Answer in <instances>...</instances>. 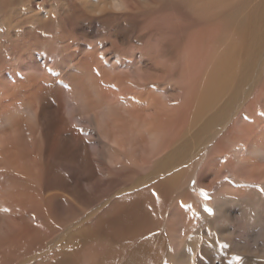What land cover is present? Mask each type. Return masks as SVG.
Returning <instances> with one entry per match:
<instances>
[{
	"label": "rangeland",
	"instance_id": "1",
	"mask_svg": "<svg viewBox=\"0 0 264 264\" xmlns=\"http://www.w3.org/2000/svg\"><path fill=\"white\" fill-rule=\"evenodd\" d=\"M240 1L212 9L201 0H0V154L12 160L6 166L0 158V264H124L143 246L158 264H176L158 258L163 250L196 255L191 264L236 263L231 243L206 218L216 216L215 199H228L230 229L241 187L251 196L250 181L232 174L237 170L226 161L227 155L237 162L238 119H251L241 110L250 97L211 134H199L180 165L157 175L129 148L111 161L116 149L109 128L124 116L131 123L110 97L118 93L123 104L132 96L123 91L132 88L142 93L135 105L153 111L144 122L150 112L175 124L185 115L161 131L159 144L184 131L191 138L197 126L184 125L221 48L219 15ZM256 72L264 77V47ZM259 85L254 97L261 95ZM255 101L251 106L263 109ZM59 158L75 161L73 169L60 166ZM169 175L176 182L166 183ZM188 237L194 244L185 248L180 241Z\"/></svg>",
	"mask_w": 264,
	"mask_h": 264
},
{
	"label": "bare ground",
	"instance_id": "2",
	"mask_svg": "<svg viewBox=\"0 0 264 264\" xmlns=\"http://www.w3.org/2000/svg\"><path fill=\"white\" fill-rule=\"evenodd\" d=\"M190 1L192 3H195V4L199 3V0H190ZM201 1L202 2L204 1L203 3H205V4L207 3L208 6L213 5L211 8L214 9V5H220V3L224 4L227 0H216L215 3L213 2V0H201ZM198 5H200V4H198ZM201 5H203V4H201ZM219 17L221 20L220 26L225 31L224 33H221L223 35V37H221L222 35L220 36V38H221L220 39L221 40L220 47L221 48L219 50V53L217 52L218 54L215 58L216 61H214V64H212L210 72L207 76L208 82L206 84V87L204 90L200 91V95L197 96V98H198L197 104L194 107H192L193 113L191 114V118L190 117L186 118V120L187 119L188 120H187V123H185V125H184V127L197 126L193 136H191V138H189V135L186 136L187 133L184 131L186 133V135H184L183 134L184 132H182L173 141H171V139H168L166 141H162V143L159 144L158 135L161 134V131H163V130L166 131L167 127L169 128L171 126H174L176 124L181 123L182 119H184L185 115L182 116V119L180 117L179 121H175V122H177L176 124L173 122L168 123V122H170L168 120H163V119H165V118H163L164 116L162 117L163 119L160 118L161 116L159 117L161 120L157 119L158 117L155 118L154 116H151V114L153 115V113H151L153 111H151L150 109L138 107L137 105H135V98H137L136 96L139 97L142 95V93H139V92L137 93V92H135L136 90H134L132 88L128 89L126 91L122 90L123 92H125L126 95L130 93L132 96L128 95V97H126L124 103L122 102L123 104H119L118 103L119 100L117 99L118 93H113L112 96L110 97V102L112 104L117 105L118 109L122 110L132 120H131V123L128 121L127 122L128 124L125 125L124 123H125L127 117L124 116L120 119L121 120L120 123L122 122L121 125H119V123L114 124V123H116L115 122L116 120H115L114 123L112 124V127L109 128L110 138H111L112 142L114 143V148L116 149V153L113 155V158L111 159V161H113L115 159H119L124 154L126 156L127 148H129L130 150H133L135 153L140 154L141 157L142 156L144 157L143 161H142V165H144L143 168H146L147 170H149L148 174H150V175L156 174L157 175V174H160L162 172L164 173V171L166 172L170 168L177 167L178 165H180V163H182L181 161L186 159L187 153L189 152V151L188 152H186V151L190 148V146L194 147V145L196 143H199L198 141L200 140V138H199V140H197L198 139L197 137H199L198 136L199 134H201V133L211 134L212 129L216 128L217 125H219L221 123L222 119L228 115L229 111L231 109H233L237 103L240 104L238 107V109H240L244 105L245 99L247 97H250L249 100L251 102H249L247 105H245V109L242 108L241 110L247 111L251 115V119L248 120V122H246L245 120H243L241 118L238 119L240 121V129L238 131L239 132L238 138L234 142L235 147H236V151H237V154L234 155V158H237V162L236 161L234 162L232 159L229 160L227 155H226V158H227L226 161L229 162L230 164L232 163V165L237 170V171H235V173L232 172V174H234L237 177L242 176V177H244L250 181L251 186H252L250 188L252 190L251 196L247 197L245 195L246 188H244L242 186L241 189L239 190V200L240 201H238V203H233L234 204V212H235V215L237 216L236 222H235L234 226H232L233 228L231 227L230 229H228L227 228V226H228L227 222L224 220V218H226L228 221V219L232 215L226 206L227 203L229 202L228 199H223L222 201H218V200L216 201V199H215L216 216L213 219H209V218H206V219L209 222H211L212 225H216L217 226L216 228H219V230H220L219 234L224 235V237L228 239V241L224 240V242L226 241V242L231 243V248L233 251H236L237 257H238L235 264H264V107H263V109H258L256 105H254V107L251 106V103L255 100H256L255 104L256 103H260V104L264 103V92H263L264 80L262 79L263 76L262 75H256V74H258V72H256V70H257V67L259 64L260 54H261L262 49L264 47V0H241L237 4L232 5V7H230L229 9H226L222 14L220 13ZM217 41H219V38L217 39ZM257 84H260L258 86V88L261 92V95L258 97H254L252 95V90L254 87H256ZM123 88H125V87H123ZM223 94H227V98H226V100H224L225 102L222 103L223 105L218 107V104H215V102L217 101V98ZM250 94L252 96H249ZM150 106H151V103L148 102L146 107H150ZM145 110L147 111V113L145 112ZM148 110L151 111V112L149 111L150 112L149 113L150 118L148 119V121L144 122L143 121L144 119L142 118V116L148 114ZM239 111H237V112H239ZM206 113H209V115L204 117L206 115ZM43 117H44V115L42 116V120H44ZM151 117L152 118L154 117L155 119H152ZM118 119H119V117H118ZM166 121H168V122H166ZM170 132H174V130L171 129ZM47 140L48 139L46 137V143H47L46 147H48V141ZM76 140H77V138H76ZM47 151H49V150H47ZM84 153H85V150H84ZM69 155H70V153H69ZM48 156H49V152L46 153V159ZM85 157H86V160H83L84 163H82V164H83V166L88 167L91 162H90V160H87V158H88L87 155H85ZM0 158L2 160H4V162L2 160H0V163L3 162L6 166L11 165L10 162L12 160H9L8 156H4V155L0 154ZM81 162L82 161H80V164H81ZM52 163H53V161H52ZM58 163L64 169L69 171V170L73 169L75 161L73 162L69 158H64V159L61 158ZM225 163H224V165H225ZM44 166H46V165H44ZM2 167H3V165H2ZM215 167L216 166H214V168ZM84 169H86V168H84ZM78 171L80 172V170H78ZM92 171H93V169H92ZM167 172H169V170ZM53 175H51V176L49 175L51 179H53ZM90 176H92V175H90ZM171 176H172L171 179H168V180L166 179L167 180L166 183L176 182V180H177L176 176L175 175H171ZM171 176L169 175V177H171ZM155 180L156 179H153L154 182H155ZM202 180L204 181V178H202ZM60 181H61V179H60ZM62 181L64 182V179ZM114 182L115 181H111V184L114 185ZM156 183L160 184V180H158ZM180 183H181V181H180ZM182 183L184 184L185 182H182ZM177 184L178 183H176V185ZM109 185H110V183H109ZM135 185H137V184H135ZM63 186H64V184H63ZM91 186H92V184H91ZM151 187H152V185H151ZM100 191H99V193H100ZM149 191H151V190H149ZM94 194H96V193H94ZM84 195H85V192H84ZM85 198H87V197H85ZM141 199H143V198H141ZM8 200H10V199H8ZM84 201H86V199ZM90 202H92V201H90ZM125 208H127V207H125ZM137 210H138L137 204H134L130 209L131 212L132 211L137 212ZM141 213L144 214L143 212H141ZM139 219L140 218L136 217L137 221H139ZM148 219H150V218H148ZM142 220L143 219L141 218V222H142ZM144 220H145V218H144ZM89 221H90V219H89ZM95 221H96V218H95ZM95 224H94V226H95ZM186 224L189 225V222L187 221ZM150 225H152V224H150ZM105 226H107V225H105ZM109 228H111V225ZM117 229H119V228H117ZM93 230H94V232L96 231L95 229H93ZM104 230H106V229H104ZM125 232H127V231H125ZM182 239L183 238H181V240ZM184 239H183V241H180L181 242L180 244H182V243H183V245L185 244V248L189 247L191 244H194L193 243V237H188L185 240ZM195 242H196V240H195ZM185 248H183V249H185ZM145 251H146L145 246H143L142 248L140 247L137 250L131 251L129 253V255L127 256V259H126L124 264H148V263L158 264V259L157 258L155 259L154 257L150 259V257L147 255V252H145ZM157 251H159V250H157ZM165 255H166V257L170 258L171 261H174V263H176V264H191V259L194 260L197 257L196 255L189 257L190 255L187 252H185L184 250H183V252L182 251L181 252H176V251L168 252L166 250L165 251L163 250L162 253H160L158 255V258H159V256L165 257ZM61 257H63V256H61ZM64 257H67V256H64ZM162 257H161V259H162ZM195 261H197V260H194V262ZM159 263H160V261H159ZM223 264H225V262H223Z\"/></svg>",
	"mask_w": 264,
	"mask_h": 264
},
{
	"label": "snow or ice",
	"instance_id": "3",
	"mask_svg": "<svg viewBox=\"0 0 264 264\" xmlns=\"http://www.w3.org/2000/svg\"><path fill=\"white\" fill-rule=\"evenodd\" d=\"M50 73L52 72V70L51 69H49L48 70ZM225 179L227 180L228 178L227 177H225ZM202 194H204L205 196H207V194L206 193H203V190H202ZM205 211L206 212H208V213H211L212 212V210L210 209V208H205ZM238 258V257H237Z\"/></svg>",
	"mask_w": 264,
	"mask_h": 264
}]
</instances>
